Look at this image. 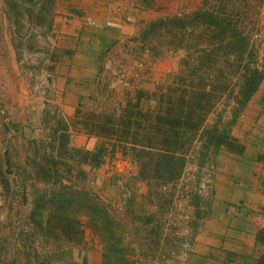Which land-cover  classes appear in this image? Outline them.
<instances>
[{
	"label": "rangeland",
	"instance_id": "374dc122",
	"mask_svg": "<svg viewBox=\"0 0 264 264\" xmlns=\"http://www.w3.org/2000/svg\"><path fill=\"white\" fill-rule=\"evenodd\" d=\"M198 10H234L248 23L255 56L262 60L264 0H6L0 18V264H122L124 257L166 264L186 247L194 230V198L206 189L201 165L215 151L203 154L200 131L195 133L182 153L181 176L172 177L156 164V152L141 146L160 144L156 115L172 93L176 98L188 91L192 98L201 90V77L208 85L211 70L222 88L236 66L234 47L208 55L217 45L204 27L192 26L183 40L180 27L149 28L161 18ZM220 97L203 127L222 129L232 118L226 95ZM136 102L150 115L138 116L141 127L126 151L115 138L87 131L85 122L106 124L105 115L118 120ZM247 107H264V77L237 117ZM79 132L92 136L85 146L76 144ZM101 145L105 154L97 166L78 163L68 150ZM47 163L57 169L48 174L51 180L72 183L103 208L92 212L94 207L68 201L51 206L73 211L81 232L67 235V220L39 225L30 219L38 192L59 188L41 181Z\"/></svg>",
	"mask_w": 264,
	"mask_h": 264
},
{
	"label": "trees",
	"instance_id": "16d2710c",
	"mask_svg": "<svg viewBox=\"0 0 264 264\" xmlns=\"http://www.w3.org/2000/svg\"><path fill=\"white\" fill-rule=\"evenodd\" d=\"M236 16L234 10L233 14L198 10L185 16L161 18L149 25L151 29L159 24L161 28L169 31H171L173 26L177 29L180 27V30L184 32V34L182 33L183 35L179 36L180 40L186 38L185 32L189 31L192 26L204 27L205 30L211 31L214 39L213 44L217 45V48L209 52V56L218 54L226 46L236 49L235 54L232 55L233 60L231 62L235 63L236 66L226 75L227 81L223 83L222 88L213 79V77L215 79L217 77L212 74L213 71L211 70L209 76L212 79H210L208 85L204 82V78L201 77V90L192 93V98L186 97L185 93L188 91H184L180 96H176V98L173 97L172 93V98L168 100L167 107L165 109L164 107L161 108V113L160 111L157 112L156 120L161 122V124L157 125L160 144L158 146L155 144L142 145L141 150H148L150 154L155 151L158 158L156 164L158 166L161 165V170L172 177L176 175L181 176V170L184 166L182 153L185 152L186 145L193 135L199 131V141L201 142V147L205 150L203 154H206L210 149L217 151L221 146L235 150L240 149L239 145L236 144L234 138L230 135V127L235 123L239 110L244 107L245 103L255 93L264 77V55L261 61H257L254 53L255 43L251 41V35L246 31L248 23L244 24L246 21H243V19L239 21ZM221 95H226L225 102L227 106L231 107L232 118L227 121V126L222 129L216 124L203 127L208 113L215 106L216 102L221 99ZM139 115L147 118L150 114L149 111L142 112L141 108H139V102H136L133 106L123 108L118 120L112 115H105L108 123H102L95 118L90 122H85V126L89 133L109 139L115 138L124 145L122 148L126 151L128 148L127 144L130 142L128 139L132 138V134L136 136L139 127H141ZM68 150H70L69 152L72 156H78V163H88L92 166L99 165L105 154V148L102 145L96 150L73 146H69ZM48 156L51 160H54L53 153H48ZM41 170L45 174L41 181L44 184L51 183L54 187L59 186V188L57 191L52 192L47 189L38 192L39 194L34 198L33 206L30 209V219L39 225L46 224L47 222L51 223L53 220L55 222L57 219L67 220L68 225H65V228L62 227L67 235L69 234L70 236L72 233L81 232L79 222L74 218L73 211H54L50 209L52 208L51 206L68 201L76 202L80 206H87L90 210L94 207L92 212H98L102 207L99 206V208L96 205L88 192L80 188H74L72 183H63V181L57 179L51 180L48 174L57 170L54 165L47 163ZM77 173L81 175L84 172L78 169ZM6 185L7 181H4L3 187ZM62 208L64 209V207ZM90 222L93 224V227L98 229L99 225L96 221ZM105 227H107L108 234H111L110 236L113 237V229L109 221L105 223ZM257 237L264 246V228L258 232ZM122 264L140 263L124 257ZM256 264H264V251Z\"/></svg>",
	"mask_w": 264,
	"mask_h": 264
},
{
	"label": "crops",
	"instance_id": "0c3cea01",
	"mask_svg": "<svg viewBox=\"0 0 264 264\" xmlns=\"http://www.w3.org/2000/svg\"><path fill=\"white\" fill-rule=\"evenodd\" d=\"M5 7L0 0L1 19ZM77 134L78 146L92 137ZM230 135L240 149L221 146L201 165L206 189L194 198L192 237L166 264H256L264 251V107L245 108Z\"/></svg>",
	"mask_w": 264,
	"mask_h": 264
}]
</instances>
